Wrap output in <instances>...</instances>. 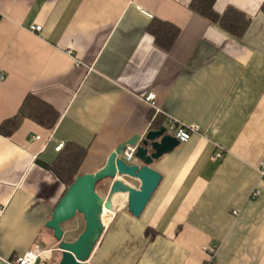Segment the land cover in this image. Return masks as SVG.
<instances>
[{"label":"crops","instance_id":"1","mask_svg":"<svg viewBox=\"0 0 264 264\" xmlns=\"http://www.w3.org/2000/svg\"><path fill=\"white\" fill-rule=\"evenodd\" d=\"M189 2L0 0V126L29 93L59 115L52 128L24 118L0 133V260L43 247L51 252L36 264L58 263L45 223L65 186L49 166L67 144L84 152L78 175L92 174L119 145L171 120L194 131L152 162L160 180L138 217L126 195L113 198L84 264H264V0L213 2L218 14L244 15L238 38ZM152 20L178 28L169 49L148 31ZM108 183L97 184L104 198ZM61 227L73 241L82 215Z\"/></svg>","mask_w":264,"mask_h":264},{"label":"water","instance_id":"2","mask_svg":"<svg viewBox=\"0 0 264 264\" xmlns=\"http://www.w3.org/2000/svg\"><path fill=\"white\" fill-rule=\"evenodd\" d=\"M136 143L131 162L122 159L125 146ZM178 141L164 126L147 130L141 137L134 135L119 145L108 157L105 165L92 174H79L68 186L54 207L45 226L53 231L61 257L57 264H84L91 255L104 230L102 215L113 218V198L126 195L128 211L138 217L156 188L160 175L151 168L154 160L171 151ZM109 182L106 198L96 188L99 182ZM82 215L84 228L73 240L63 239L61 225ZM0 264H5L0 260Z\"/></svg>","mask_w":264,"mask_h":264},{"label":"trees","instance_id":"3","mask_svg":"<svg viewBox=\"0 0 264 264\" xmlns=\"http://www.w3.org/2000/svg\"><path fill=\"white\" fill-rule=\"evenodd\" d=\"M214 1L190 0L188 9L229 35L238 38L247 25L244 15L230 6L218 14L212 8ZM262 10L264 11V4ZM148 31L156 43L164 49H169L179 30L169 23L152 20L148 26ZM58 116V112L51 105L29 93L25 96L18 113L0 126V133L4 136H10L17 130L24 118L30 119L42 127L52 128L56 124ZM83 157L84 152L76 145L69 143L60 152L58 160L49 166V169L64 184L65 191L77 177Z\"/></svg>","mask_w":264,"mask_h":264},{"label":"built area","instance_id":"4","mask_svg":"<svg viewBox=\"0 0 264 264\" xmlns=\"http://www.w3.org/2000/svg\"><path fill=\"white\" fill-rule=\"evenodd\" d=\"M41 26H34L32 29L34 30H40ZM76 66H84L80 62H76ZM91 69V68H90ZM4 75L0 73V80H3ZM154 99V94L153 93H148L144 98V102H146L148 105L152 106V100ZM167 132H169L171 135L174 136V138L179 142H185L189 138V133L194 131V127L192 126H183V125H176L171 120H167ZM38 138V137H36ZM62 143H59L56 146V150H60L62 147ZM136 143L134 145H127L123 149L121 153V157L124 161L126 162H131L134 157V151H135ZM257 171L259 174V178L261 180L264 179V160H262L258 167ZM257 195V190L253 189L251 191L250 197L253 198L254 196ZM55 250H58V248H55ZM48 252H51L49 250L44 249L43 247H35L34 249H31L27 252H25L23 255L18 256L10 261L5 262V264H36L37 260L45 256ZM211 256H212V251H208Z\"/></svg>","mask_w":264,"mask_h":264},{"label":"bare ground","instance_id":"5","mask_svg":"<svg viewBox=\"0 0 264 264\" xmlns=\"http://www.w3.org/2000/svg\"><path fill=\"white\" fill-rule=\"evenodd\" d=\"M115 200H116V198H115ZM109 220H110V217H109L108 214H103V215H102V222H103V225H104V224H107V223L109 222Z\"/></svg>","mask_w":264,"mask_h":264},{"label":"rangeland","instance_id":"6","mask_svg":"<svg viewBox=\"0 0 264 264\" xmlns=\"http://www.w3.org/2000/svg\"><path fill=\"white\" fill-rule=\"evenodd\" d=\"M102 185V184H101ZM107 185H109V183L107 184ZM102 186H98V188H101Z\"/></svg>","mask_w":264,"mask_h":264}]
</instances>
